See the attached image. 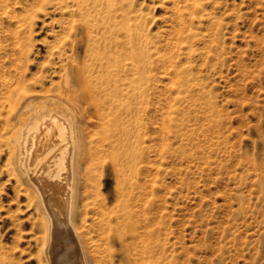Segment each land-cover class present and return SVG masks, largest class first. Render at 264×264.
Segmentation results:
<instances>
[{
	"label": "rangeland",
	"instance_id": "obj_1",
	"mask_svg": "<svg viewBox=\"0 0 264 264\" xmlns=\"http://www.w3.org/2000/svg\"><path fill=\"white\" fill-rule=\"evenodd\" d=\"M24 1L1 0V91L10 80L9 89L15 80L65 78L56 53L63 45L59 29L75 16L63 15L55 0ZM181 1L117 0V12L142 25L161 55L142 78L116 74L119 88L135 77L138 98L122 90V103L106 108L103 119L85 109L83 126L99 150L93 173L104 206L97 217L110 220L115 264H124L125 241L135 233L149 250L147 259L160 264H264V0H198L197 10L194 0ZM176 4L187 8L178 36ZM25 10L34 14L32 22H16ZM189 26L193 35L185 39ZM70 39L64 40L67 53ZM76 49L82 59V44ZM0 103V264H38L37 215L4 166L7 104L1 94ZM127 106L138 111L143 150L122 179L114 170L122 144L113 126L130 122Z\"/></svg>",
	"mask_w": 264,
	"mask_h": 264
},
{
	"label": "bare ground",
	"instance_id": "obj_2",
	"mask_svg": "<svg viewBox=\"0 0 264 264\" xmlns=\"http://www.w3.org/2000/svg\"><path fill=\"white\" fill-rule=\"evenodd\" d=\"M35 1L30 0V3ZM20 2L14 0L15 4ZM55 4L63 15L75 16L66 26L60 24L59 29L64 33L59 36L63 45L56 53L59 64L64 65L65 78L63 82L54 83L43 75L29 82L16 81L18 76L15 75V85L9 89L11 80L10 74L7 75L9 86L6 91L0 90L1 98L7 104L4 166L13 177L16 189L25 195L28 206L37 215L35 220H38L39 230L34 234V240L38 264H115V251L110 246V220L97 217L98 213L103 214L104 206L98 198V184L93 173L99 150L95 137L83 126L85 109H93L94 116L103 119L106 108L111 110L115 103H122L117 99L122 90H125L122 94L129 93L131 99L138 98L141 92L131 85L135 78L131 76L142 78L152 68V58L161 53L157 45L149 42L142 25L135 26L130 22L126 11L117 12V0H55ZM183 5L176 4L174 8L176 23L180 26L173 28L177 36L183 33L181 25L185 19L182 14L187 9ZM199 5L198 0L193 1L194 10ZM4 6L0 0V9ZM5 13L16 17L13 10ZM117 16L120 19H116ZM33 17L34 14L25 10L16 22L28 19L31 23ZM193 21L192 15L190 26ZM190 26L185 39L193 35ZM71 33L73 39H70ZM67 39L71 40V53L65 50L64 40ZM76 42L81 43L83 49V57L78 60ZM16 68L15 74H18L19 67ZM119 70L124 75H131L122 84L125 88L117 85L115 76ZM5 79L4 84H7ZM125 112L130 122L125 119V125L113 126V133L122 144L114 170L117 175H122V179H125V168L133 167L142 156L144 135L138 111L127 106ZM131 124L139 128L133 130ZM90 210L94 218L90 217ZM122 219L117 223L123 224ZM32 228L35 230L36 226ZM113 234L122 237L120 233ZM135 235L125 241L124 264H160L158 259H147L149 250Z\"/></svg>",
	"mask_w": 264,
	"mask_h": 264
}]
</instances>
